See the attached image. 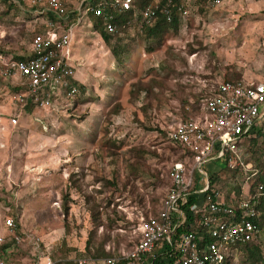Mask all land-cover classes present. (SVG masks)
Segmentation results:
<instances>
[{
	"label": "rangeland",
	"instance_id": "rangeland-1",
	"mask_svg": "<svg viewBox=\"0 0 264 264\" xmlns=\"http://www.w3.org/2000/svg\"><path fill=\"white\" fill-rule=\"evenodd\" d=\"M16 9L0 0V50L27 56L43 19ZM90 27L76 31L70 62L83 90L19 115L14 103L0 114L17 118L0 132V256L7 264H30L37 252H52L54 264H97L100 242L114 257L125 254L137 217L157 211L166 168L180 157L167 127L220 81L263 75L264 0H198L159 37L146 38L134 22L110 46ZM242 151L251 170L225 168L212 179L226 196L244 194L264 175V141L246 142ZM7 216L23 237L18 243ZM254 242L264 264V225ZM243 257L239 249L238 264Z\"/></svg>",
	"mask_w": 264,
	"mask_h": 264
},
{
	"label": "built area",
	"instance_id": "built-area-1",
	"mask_svg": "<svg viewBox=\"0 0 264 264\" xmlns=\"http://www.w3.org/2000/svg\"><path fill=\"white\" fill-rule=\"evenodd\" d=\"M23 12L33 8L43 24L31 37L29 54L16 59L0 52V82L11 84L19 76L22 89L10 91L12 101L25 106L28 101L47 106L63 97L72 98L77 87L69 82L68 62L76 26L88 22L89 13L100 16L103 29L119 33L113 12H131L123 27L134 22L152 25L158 13L171 19L177 0H149L143 7L138 0H6ZM217 5L227 0H208ZM233 1V0H232ZM189 0H180L179 17L189 14ZM29 8V9H28ZM51 14L52 17H49ZM17 118L10 116L9 124ZM166 137L180 157L166 168L167 186L157 211L137 217L136 241L118 257H107L105 264L123 259L125 264H238V244L254 240L260 228L251 220L258 214L256 199L249 193L224 194L212 179L225 168L251 170L243 161L242 146L253 138L264 139V77L262 80L231 82L222 80L210 96L199 104L188 119L178 118L167 127ZM212 168L207 166L217 163ZM14 242L23 237L15 233L12 216L4 220ZM5 239L0 235V244ZM37 252V251H36ZM30 264H54L49 255L39 252ZM88 259L79 258L77 264ZM0 264H7L0 256Z\"/></svg>",
	"mask_w": 264,
	"mask_h": 264
},
{
	"label": "trees",
	"instance_id": "trees-1",
	"mask_svg": "<svg viewBox=\"0 0 264 264\" xmlns=\"http://www.w3.org/2000/svg\"><path fill=\"white\" fill-rule=\"evenodd\" d=\"M4 1L7 2L6 0ZM148 1L149 0H138L137 5L140 7H143ZM179 2L180 0H177L175 5L171 8V19L170 20H167L165 15L159 12L156 21L152 25L140 26L142 33L144 34L146 38L159 37L168 27H175V28L177 27L179 21L181 20L179 17V11L177 9ZM8 5L10 6L11 3L8 2ZM106 10L114 14V22L118 24L119 26V33L125 30L126 27L125 26L123 27V24L127 19L132 18V13L131 12H125V13L113 12L109 7H107ZM48 16L52 17L51 14H48ZM89 17L92 20L94 24V28L99 33L103 42L107 44L108 46H110L109 45L110 39L113 38V36L115 37V35L119 33H115V34L107 33L103 29V25H102L103 20L100 16L97 17L90 12ZM110 50L113 55L115 56L118 55V51L114 46H111ZM236 80L237 78L227 79V81H236ZM69 82L72 86L77 87V90L84 89L83 85L77 84V82L74 81L73 79H70ZM139 88H143L145 91H148L149 89L148 86L146 85H142L141 87H138V89ZM36 105L38 104H34L31 101H29V104L26 107V109L29 110L35 107ZM198 108L199 106L197 105H196V108L191 106V108H189L187 111H184L183 116H181L180 118L188 119L189 117L194 115V113L198 110ZM255 141L256 140L254 138L251 139V142H255ZM249 193L251 196H254V198L256 199L255 207H256V210L258 211V214L252 217L251 220L255 222L257 226L261 229V227L264 225V175L260 176V178L257 179V182L253 184V186L249 189ZM63 210L67 212L66 203L63 204ZM102 243L103 242H100L98 244V246L95 249V252L93 253L94 255L93 257L95 258L94 260L97 262V264H105V262L103 261L104 258L113 257L111 253L104 250ZM87 246H89V240H87ZM238 248L243 251L244 257L241 260L242 264L243 263L258 264V262L263 261L261 249L259 245L254 242V240L240 243L238 244ZM49 256L54 261L52 252L49 253ZM98 257H103V258H98ZM115 264H125V261L123 259H120ZM154 264H158V263L155 262Z\"/></svg>",
	"mask_w": 264,
	"mask_h": 264
},
{
	"label": "crops",
	"instance_id": "crops-1",
	"mask_svg": "<svg viewBox=\"0 0 264 264\" xmlns=\"http://www.w3.org/2000/svg\"><path fill=\"white\" fill-rule=\"evenodd\" d=\"M196 1H198V0H189V4L195 3ZM204 1L207 4H211L208 0H204ZM6 3L8 4V2H6ZM211 5H213V4H211ZM13 7H15V6H13ZM30 9L32 10L33 8H30ZM16 10L19 11V12L25 13L23 11H20L19 9H16ZM88 18H89L88 22H84L82 25L76 26V28L74 30V37H73V41H72V44H71V47H70V54H69V58H68V62H69L70 65H71L70 62H71V58H72L73 43H74V40L76 39V31L79 30V28L81 26L90 27L92 25V23H93L92 20L90 19V17H88ZM0 52H2V51L0 50ZM14 57L16 59H24L26 56H20V57L19 56H14ZM81 76L83 77V75H81ZM263 77H264V69H263V75L261 77H258V78H251L250 77V78H245V79L241 78V79H237L236 81H231V82H237V81H240V80L257 82V81L262 80ZM12 79H13V81L15 80L13 85L0 82V114L1 113H6V111H8V110H9L8 112H10V113L13 112L14 106H15V105H13L14 103L16 104L15 108H16V110L18 112L16 115H19L21 112H23L25 110H28V109H26V107L28 106L29 101H28V103L25 106H21L20 104H18V102L12 101L11 98L9 97L10 91H12V90L17 91V90H21L22 89L21 84L19 83V76L15 75V76H13ZM72 79L74 81L78 82V79L75 78V76H74L73 70H72ZM25 112H27V111H25ZM8 120H7L6 117L4 118V117H2L0 115V132L2 131L4 133L7 128L13 127V125L9 124ZM254 139L256 141H258V142L259 141L260 142L264 141V139H261V138H254ZM246 142H251V140L245 141V143Z\"/></svg>",
	"mask_w": 264,
	"mask_h": 264
}]
</instances>
